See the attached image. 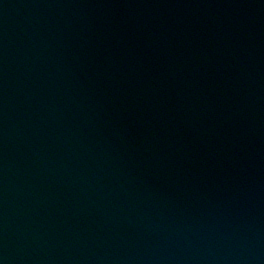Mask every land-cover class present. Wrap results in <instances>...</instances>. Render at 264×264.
<instances>
[{"label":"water","instance_id":"water-1","mask_svg":"<svg viewBox=\"0 0 264 264\" xmlns=\"http://www.w3.org/2000/svg\"><path fill=\"white\" fill-rule=\"evenodd\" d=\"M0 264H264V0H0Z\"/></svg>","mask_w":264,"mask_h":264}]
</instances>
